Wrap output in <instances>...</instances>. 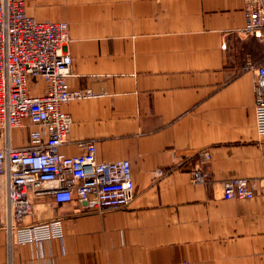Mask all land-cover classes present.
Instances as JSON below:
<instances>
[{
    "label": "crops",
    "instance_id": "obj_1",
    "mask_svg": "<svg viewBox=\"0 0 264 264\" xmlns=\"http://www.w3.org/2000/svg\"><path fill=\"white\" fill-rule=\"evenodd\" d=\"M38 21L69 25L72 100L67 156L97 144L99 161L129 160L135 198L87 211L33 198L26 222L62 220L63 237L16 244L0 229V264H264V138L255 76L264 41L244 38L243 0H25ZM33 93L44 82L31 81ZM16 129L12 144L30 142ZM206 181L190 171L198 154ZM248 179L250 200H224L222 184Z\"/></svg>",
    "mask_w": 264,
    "mask_h": 264
},
{
    "label": "built area",
    "instance_id": "obj_2",
    "mask_svg": "<svg viewBox=\"0 0 264 264\" xmlns=\"http://www.w3.org/2000/svg\"><path fill=\"white\" fill-rule=\"evenodd\" d=\"M243 1L246 24L239 33L264 41V0ZM71 41L67 23L36 20L25 0H0V229L11 249L63 237L60 219L27 224L33 198L51 196L59 205L76 201L99 212L125 207L135 198L129 160L99 161L97 144L89 140L77 142L81 155L61 151L70 144L72 126L65 106L95 95L69 87ZM240 71L255 76L256 128L264 138V63L249 60ZM33 79L44 82L43 93L32 92ZM25 127L31 128L30 142L14 146L13 132ZM198 156L190 176L193 183L203 184L211 155L203 151ZM222 197L250 200L255 192L248 179L236 178L222 184Z\"/></svg>",
    "mask_w": 264,
    "mask_h": 264
}]
</instances>
